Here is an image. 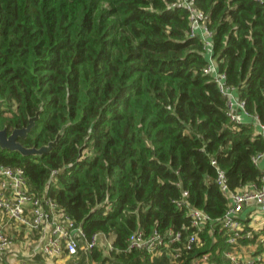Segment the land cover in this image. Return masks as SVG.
<instances>
[{
  "label": "trees",
  "instance_id": "obj_1",
  "mask_svg": "<svg viewBox=\"0 0 264 264\" xmlns=\"http://www.w3.org/2000/svg\"><path fill=\"white\" fill-rule=\"evenodd\" d=\"M174 2L0 0V129L11 133L40 112L25 146L64 131L43 155L0 146V164L22 167L31 190L55 199L88 237L113 239L110 256L100 245L68 264H180L165 252L129 250L128 238L173 229L183 247L191 208L217 219L229 206L218 168L232 190L260 182L253 156L264 152V135L252 117L228 116L204 71L202 38L189 35V13ZM195 2L208 14L218 70L264 123V0ZM260 235L263 227L239 245ZM226 237L208 224L181 264L205 253L210 264H230Z\"/></svg>",
  "mask_w": 264,
  "mask_h": 264
},
{
  "label": "built area",
  "instance_id": "obj_2",
  "mask_svg": "<svg viewBox=\"0 0 264 264\" xmlns=\"http://www.w3.org/2000/svg\"><path fill=\"white\" fill-rule=\"evenodd\" d=\"M196 0H175L174 6L185 8L189 13L190 36H201L207 51L209 63L205 73L212 74L227 99V114L234 121H243L244 117H252L253 125L264 135V123L257 116L248 112L244 100L236 93V88L226 82V75L218 70L216 60L213 58L212 33L208 28V14L196 5ZM264 159V152L253 156L256 165ZM216 164V161L212 162ZM58 172L52 171V176ZM216 182L220 189L229 198V206L220 218L213 219L202 209L191 208V233L185 240L184 246H177L183 241L182 231L169 229L166 232L154 231L145 234L141 229L135 230L128 238V249H138L157 253L165 252L170 259L181 264L183 251L192 249L194 245L200 246L201 235L204 228L210 224L219 225L220 230L226 234L227 242L233 247L224 253L230 264H264V235L258 237L256 245L241 248L239 240L251 238L259 233L264 222H256L258 217L264 215V172L259 183H252L240 189L232 190L229 179L224 170L218 168ZM187 195V193H185ZM253 210L245 214L248 208ZM243 220H249L246 223ZM8 222L19 228L22 234L23 247L31 248L32 255L22 260L20 264H50V259L86 256L95 246L108 239H113L104 233H96L91 238L87 236L83 227L66 212L59 203L46 193L37 194L29 186L22 167L0 164V264H5V255L11 251L15 243V236L7 231ZM112 247V246H111ZM260 247V249H258ZM241 248V249H240ZM248 255H244L243 250ZM249 256V257H248ZM192 264H210L208 253L196 257Z\"/></svg>",
  "mask_w": 264,
  "mask_h": 264
},
{
  "label": "water",
  "instance_id": "obj_3",
  "mask_svg": "<svg viewBox=\"0 0 264 264\" xmlns=\"http://www.w3.org/2000/svg\"><path fill=\"white\" fill-rule=\"evenodd\" d=\"M40 112H38L34 117H31L29 124L22 128H15L11 133H9L7 128L0 129V146L2 149H8L11 151H18L24 156L30 155H43L52 150L53 147L57 146L60 138L62 137L64 131L63 129L57 134L56 138L50 141L48 144L41 147H27L20 139L26 138L29 132L32 130L37 119H39Z\"/></svg>",
  "mask_w": 264,
  "mask_h": 264
},
{
  "label": "crops",
  "instance_id": "obj_4",
  "mask_svg": "<svg viewBox=\"0 0 264 264\" xmlns=\"http://www.w3.org/2000/svg\"><path fill=\"white\" fill-rule=\"evenodd\" d=\"M245 121H251L249 118H245ZM261 166L264 168V160L261 162ZM253 210L252 207L248 208L245 212V214H249ZM258 219H256V222L261 224V222H264V216H256ZM7 226V231L15 236V243L13 248L11 249L10 252H8L5 255V264H20V262L29 256L32 255V250L31 248L26 250L23 247V242H22V234L19 232L21 228L13 224L12 222H8Z\"/></svg>",
  "mask_w": 264,
  "mask_h": 264
},
{
  "label": "rangeland",
  "instance_id": "obj_5",
  "mask_svg": "<svg viewBox=\"0 0 264 264\" xmlns=\"http://www.w3.org/2000/svg\"><path fill=\"white\" fill-rule=\"evenodd\" d=\"M23 230V228L22 229H20V231H22ZM112 242L111 241H109L108 239H106V241H102L101 242V249L104 251V254L105 255H107V256H110V249L112 248L111 246H112V244H111ZM243 250V249H242ZM244 251V255L245 254H247L248 255V251L247 250H243ZM249 257V256H248ZM70 258H72V257H68V256H66V255H64V256H62V257H60V258H56V259H50V264H68V261H69V259ZM74 258H76V259H79L80 258V256L79 257H74ZM71 262V261H70ZM69 262V263H70ZM86 264H91L90 262L89 263H86ZM96 264H98V263H96ZM106 264H111V261H109V262H107Z\"/></svg>",
  "mask_w": 264,
  "mask_h": 264
}]
</instances>
